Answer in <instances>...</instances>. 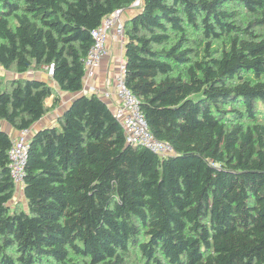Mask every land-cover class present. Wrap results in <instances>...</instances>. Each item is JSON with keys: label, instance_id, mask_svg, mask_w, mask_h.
I'll list each match as a JSON object with an SVG mask.
<instances>
[{"label": "trees", "instance_id": "16d2710c", "mask_svg": "<svg viewBox=\"0 0 264 264\" xmlns=\"http://www.w3.org/2000/svg\"><path fill=\"white\" fill-rule=\"evenodd\" d=\"M135 0H0V264H264V0H141L124 81L172 152L81 93L91 31ZM77 93L33 128L55 94ZM57 100L55 97L54 102ZM27 139L22 196L9 173Z\"/></svg>", "mask_w": 264, "mask_h": 264}, {"label": "built area", "instance_id": "2783aa9c", "mask_svg": "<svg viewBox=\"0 0 264 264\" xmlns=\"http://www.w3.org/2000/svg\"><path fill=\"white\" fill-rule=\"evenodd\" d=\"M139 1L135 0L133 4L139 3ZM111 31H114L117 35H123L121 9H116L104 16L100 24L91 31L93 42L83 61V93H95L103 98L109 96L108 92L88 85L87 81L96 75L101 60L107 53V40ZM51 73L52 66L48 69V74ZM114 90L117 103L113 108V113L123 128L126 142L149 148L161 157L170 154L173 151L172 147L168 143L156 139L150 133L144 114L140 109L138 98L125 84L123 63L120 65L115 78ZM30 132V128L19 130L14 136L11 147L8 150L9 173L17 190H22L23 188L22 183L28 145L27 139Z\"/></svg>", "mask_w": 264, "mask_h": 264}, {"label": "crops", "instance_id": "0c3cea01", "mask_svg": "<svg viewBox=\"0 0 264 264\" xmlns=\"http://www.w3.org/2000/svg\"><path fill=\"white\" fill-rule=\"evenodd\" d=\"M140 2L141 0L139 3L133 4L122 13L123 22L138 11ZM124 39L125 38L123 35H117L114 31L110 32L107 40V53L102 58L96 75L87 81L88 85L94 86L101 91H106L109 93L108 97L101 98L109 105L112 111L115 107V104L117 103V98L114 94L115 78L118 74L120 65L122 63L124 64ZM6 71L8 73V70ZM10 74L11 76L5 79H10L17 76V74L14 72H10ZM24 75L48 81L54 86L55 89V94L50 95L46 99V104L50 106V108L38 121L34 123L33 128L37 129L44 126L56 125L59 116L68 106L70 101L75 97V95H77V93L64 92L60 90L50 79L48 71H45L43 68L37 70L34 68L29 69ZM81 93L83 92L81 91ZM55 97H57V100L54 102ZM2 127L5 131L9 132L11 136H15L17 133V131L6 122H2ZM18 193V196H22V190H20Z\"/></svg>", "mask_w": 264, "mask_h": 264}, {"label": "rangeland", "instance_id": "374dc122", "mask_svg": "<svg viewBox=\"0 0 264 264\" xmlns=\"http://www.w3.org/2000/svg\"><path fill=\"white\" fill-rule=\"evenodd\" d=\"M10 72L11 71H8V73H7V71L6 70H4L1 66H0V77H2V78H9L10 76H11V74H10ZM4 125V124H3ZM4 130V129H3ZM20 190H17L16 191V193H15V195L14 196H18V192H19Z\"/></svg>", "mask_w": 264, "mask_h": 264}]
</instances>
